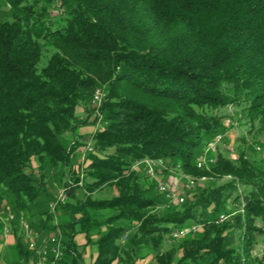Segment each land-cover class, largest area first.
Wrapping results in <instances>:
<instances>
[{"label":"trees","instance_id":"1","mask_svg":"<svg viewBox=\"0 0 264 264\" xmlns=\"http://www.w3.org/2000/svg\"><path fill=\"white\" fill-rule=\"evenodd\" d=\"M1 6L0 204L28 218L30 207L54 199L49 179L57 171L68 191L54 208L62 221L53 226L48 210L36 227L30 223L62 239L57 264H86L89 245V264H264V243L261 256L252 255L256 237H264L263 164L243 147L234 158L216 152L197 167L225 130L215 111L226 106L239 109L264 149V0H0ZM50 8L55 18L48 19ZM96 89L105 92L99 111L106 125L78 163L85 143L77 130L93 115ZM144 160L216 183L172 204L144 164L135 168ZM240 186L245 194H237ZM228 203L238 213L217 223L232 212ZM198 225L200 232L164 248L173 229ZM78 234L84 244L75 242ZM13 236L21 264H28L23 235ZM143 248L152 254L148 263Z\"/></svg>","mask_w":264,"mask_h":264},{"label":"rangeland","instance_id":"2","mask_svg":"<svg viewBox=\"0 0 264 264\" xmlns=\"http://www.w3.org/2000/svg\"><path fill=\"white\" fill-rule=\"evenodd\" d=\"M3 6L0 7V18L5 16L7 14L6 9L2 8ZM50 14L48 16V19L55 18L54 16L57 14V10L55 8H50ZM99 92L102 94V96L99 98V100H94V95L96 92ZM105 98V92H103L101 89H96L94 93L92 94L90 104L93 109V115L90 116L88 119V124L87 125H82L78 128V139H82V142L85 143L84 146H81L78 149V155H77V162L78 163H83V160L85 158V155L89 152H92L93 150V142L91 141V137L94 134L95 131L100 130L103 131V127L106 125V123L103 120V115L100 113L99 108L101 107V103L104 101ZM78 115L85 116L86 114L83 115V110L79 108L77 110ZM216 115L221 117V123L223 128L225 129L222 131L220 134H217L213 137L212 141L207 145V147L203 150L202 154L199 156L200 158H205L209 160H214V157L216 155V152L222 153L226 157H231L234 158L235 152L237 148L241 149L244 147V149L247 151L248 156L250 160L255 161V162H260L264 166V149L262 148L260 144V140L255 138V135L253 133H249V125L245 121L243 114L239 111L238 108L233 107V106H226L223 108H220L215 111ZM243 143L246 144L243 145ZM76 162V163H77ZM162 161H150V160H144L141 163H136L135 168L140 167V164H144L146 167V175L149 177L152 182L156 184V188L159 193L164 195L162 192L159 191L160 187L166 188L170 193L172 194H179V193H184V196H188L189 198L192 196L193 192L197 188H202L206 187L209 184H215L216 182L213 181H207L205 178H193L191 176L185 175L181 173L177 168L174 169H167L163 164ZM156 167H159L160 169L167 170L166 174L162 172H157ZM165 168V169H164ZM57 171L52 172L50 174V179H49V184L51 185V192L54 196V199L51 202H46L43 204L41 207H30L29 211V217H17L14 215V219L12 221H9V215H13L11 212V209H9V205L7 202L3 201L2 204H0V264H21L22 262L20 261V258L17 255V250L15 248V238L13 235H16L17 232L18 234H21L24 236V231H22L20 225H19V220L22 219L23 221L25 220L26 224L30 227V223L32 224V227H36L35 225L38 222L39 219V213L41 211H48L50 215L52 216V225H58L59 222H61V218L55 215V210L53 208L50 209L48 206L49 204H53V206L56 207V204L61 203L64 204L67 201V192L63 189L61 185H59V182L57 180ZM227 179H221L217 184L219 183H224L226 182ZM78 185H81V182L79 181ZM188 185L190 187L189 190H185V186ZM248 189L245 187H238L237 188V194L242 195L245 194V192ZM64 194L65 195V200L64 202H58L57 198L59 194ZM102 197H108V196H115V192L111 193H102L100 194ZM77 197L81 198V192H77ZM169 203L172 204H178L177 200H171ZM229 206V214H222V216L225 217L224 220H228L231 218L233 214H237V205H234L232 203H228ZM220 215L218 216L219 219ZM19 219V220H18ZM217 219V221H218ZM223 220V221H224ZM8 221L11 224V230L6 234L3 231V226L8 223ZM216 221V222H217ZM220 223V222H217ZM259 224V223H258ZM17 226V230L14 232V228ZM19 226V230H18ZM191 226H187L185 228H177L173 229V231L170 233V237L166 240L164 248L168 249L169 247L173 246L175 243L178 242V240L184 238L185 236L189 235V231L186 235L181 236V237H174V233L179 230H187ZM193 227V226H192ZM194 229L196 232H200L201 226H194ZM31 231L34 232L36 235H42L45 237H56L55 233L52 231H44V233H40L39 231L32 229ZM59 242L62 245V239H58ZM75 242L78 245L84 244L85 239L82 234H78L75 237ZM125 240V239H123ZM256 243L253 246L252 250V255L254 257H260L261 256V249L263 247L264 243V237H256ZM23 247L27 248L23 241ZM28 249V248H27ZM29 250V249H28ZM32 255H29L28 258V264H32L33 261L35 260V254L30 251ZM63 252V251H62ZM140 254L142 256H145L144 262L142 263H148L152 259V254L151 251H149L147 248H143L140 250ZM95 255V247L89 245L85 248V251L83 252L84 256V261L86 264H89L92 260V258ZM32 262V263H31Z\"/></svg>","mask_w":264,"mask_h":264},{"label":"built area","instance_id":"3","mask_svg":"<svg viewBox=\"0 0 264 264\" xmlns=\"http://www.w3.org/2000/svg\"><path fill=\"white\" fill-rule=\"evenodd\" d=\"M102 96L98 91L94 95V100H99V98ZM208 160L205 158H200L198 160V163L202 165H206ZM152 162V161H151ZM185 190H189L190 187L188 185L185 186ZM159 191L162 192L167 200L169 202L171 200H177V203L181 204L184 201V193H179V194H172L166 188L160 187ZM65 200V195L64 194H59L57 201L58 202H64ZM50 209L55 208L53 204H50ZM9 221L13 220L12 217H8ZM225 219L224 216L220 215L219 219L217 222H222ZM6 223L3 226V231L4 233L9 232V222ZM19 225H22L23 231H24V242L27 246V248L32 251L35 254V260L32 264H57V262L62 258L63 252H62V245L60 242H57V237H45L42 235H36L34 232L31 231L30 227L26 224L25 220L23 221L21 219V223ZM189 231H195L194 226L189 227L187 230H179L174 233V237H181L183 236L184 232H189Z\"/></svg>","mask_w":264,"mask_h":264},{"label":"bare ground","instance_id":"4","mask_svg":"<svg viewBox=\"0 0 264 264\" xmlns=\"http://www.w3.org/2000/svg\"><path fill=\"white\" fill-rule=\"evenodd\" d=\"M209 162H212L213 160H208ZM207 161V162H208ZM202 166H204V165H202V164H200V163H197V167L198 168H202ZM13 216V219H14V215H9V217H12ZM19 220V219H18ZM19 223H21V219L18 221ZM20 227H21V229H22V231H23V227H22V225H20ZM9 230H11V224L9 223ZM188 232H184V234H183V236L184 235H186ZM59 238L57 237V242H59V240H58ZM25 243V242H24ZM26 245V244H25Z\"/></svg>","mask_w":264,"mask_h":264}]
</instances>
